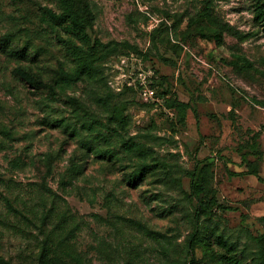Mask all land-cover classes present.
Listing matches in <instances>:
<instances>
[{
	"label": "rangeland",
	"instance_id": "374dc122",
	"mask_svg": "<svg viewBox=\"0 0 264 264\" xmlns=\"http://www.w3.org/2000/svg\"><path fill=\"white\" fill-rule=\"evenodd\" d=\"M77 2L86 42L48 18L57 0H0V264H228L193 256L198 227L218 254L220 238L239 264H264V182L246 173L255 161L264 179V0ZM208 13L252 36L220 34ZM82 62L88 74L56 90ZM166 91L191 105L185 123ZM205 164L210 218L191 190Z\"/></svg>",
	"mask_w": 264,
	"mask_h": 264
},
{
	"label": "trees",
	"instance_id": "16d2710c",
	"mask_svg": "<svg viewBox=\"0 0 264 264\" xmlns=\"http://www.w3.org/2000/svg\"><path fill=\"white\" fill-rule=\"evenodd\" d=\"M58 3L61 6V11H55L52 8L47 10V16L48 18L57 24H63L68 25V28L71 29L76 36L82 39V41L86 42V39H88L87 30L91 25V15L86 13V9L83 5L79 4L77 0H57ZM208 17L210 21L217 26V31L222 33H228L231 36L237 38L240 42L247 41L252 34L251 33H243L232 26L224 25L218 22L210 13H208ZM257 19H261L264 24V10L259 9L257 12ZM98 42V41H97ZM220 45L221 41L219 42ZM77 51L79 53L86 52L84 46H77ZM240 61L245 63V66L249 69H253V64L247 60L244 56L240 58ZM89 65L90 63H80L79 66L76 68L74 72H70L67 70H61V77L59 81L56 83L55 88L56 90L60 92H64L70 88H72V84L76 81L82 79L85 75L88 74L89 71ZM150 85L156 86V81L154 78H150ZM154 88V87H153ZM156 89L157 96L160 95L158 92V89ZM164 100L166 103L167 109L174 112L177 117L178 121L180 123H185L187 118V112L191 108V105L186 102L180 101L178 98L171 96L170 92L166 91L164 92ZM154 103V102H153ZM155 104V103H154ZM210 119L218 124H220V120L216 114H211ZM123 146L126 147V149L129 152H135L137 149L142 153L143 150L140 148H137V145L130 140L123 139L122 140ZM248 171L246 172L249 175L257 176L258 179L261 182H264V179L259 176V170H258V162H249L246 161ZM144 167H153V164L147 165L145 162H143ZM192 177V184H191V190L192 195L201 198V202L199 204V209L196 212V215L198 214V217L203 216L205 218H210L215 216L216 214L213 213L214 207L217 205V199L215 195L213 194L212 190L210 189L211 185V179H212V173H211V165L205 164L199 171L195 170L191 174ZM206 198V200L204 199ZM259 243L262 244L260 255L262 256L264 260V243L263 240L258 239ZM213 242L211 241L210 237L205 238L201 235V230L198 227L196 231L192 234V236L189 239L188 247L190 251L192 252L193 256L197 249L203 248L207 251V253H211L212 257H217L218 259L227 262L228 264H239V260L237 256L232 253V250L230 247H228L227 243L224 242L222 239H218V245L225 249V253L218 254V251L212 246ZM195 257V256H194ZM194 261V260H193ZM196 264V262H193Z\"/></svg>",
	"mask_w": 264,
	"mask_h": 264
},
{
	"label": "built area",
	"instance_id": "2783aa9c",
	"mask_svg": "<svg viewBox=\"0 0 264 264\" xmlns=\"http://www.w3.org/2000/svg\"><path fill=\"white\" fill-rule=\"evenodd\" d=\"M140 93L146 101L156 102L159 101L156 89L151 87L150 80L148 78H141Z\"/></svg>",
	"mask_w": 264,
	"mask_h": 264
}]
</instances>
